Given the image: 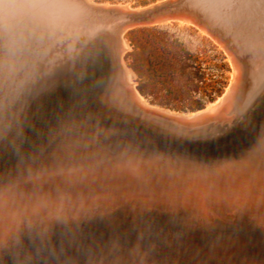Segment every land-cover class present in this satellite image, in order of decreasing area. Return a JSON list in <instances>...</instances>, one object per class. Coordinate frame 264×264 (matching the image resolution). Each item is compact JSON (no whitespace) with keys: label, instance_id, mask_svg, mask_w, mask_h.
I'll list each match as a JSON object with an SVG mask.
<instances>
[{"label":"bare ground","instance_id":"bare-ground-1","mask_svg":"<svg viewBox=\"0 0 264 264\" xmlns=\"http://www.w3.org/2000/svg\"><path fill=\"white\" fill-rule=\"evenodd\" d=\"M59 1L61 2V0ZM77 1L91 8L92 12L95 11L93 14H102L104 17L107 14V18H112L110 13L114 10L120 15L116 17L120 20L119 22L117 21L116 31L108 35V38L112 40L114 52L118 57L115 66L118 71L114 81V84L117 85V88L115 87L117 95L114 98L112 97L113 99L106 98L105 101L107 104H116L117 98L125 96V107H115L121 113H130V115L140 116L149 121H156L159 125L168 124L178 135L185 132L199 135L207 131L208 128L214 127L215 123L217 125L220 123L221 126H228L231 122L233 123L232 114L235 110L233 112L232 108L237 109L241 105H247V101L264 92L263 52H255L249 49V45L257 39L256 26L260 25L264 20V13L255 5L256 1L245 0V4L242 5V9L237 14L240 18L235 23L240 29L246 31L240 43L234 41L230 34L214 32V36L221 40L230 52L231 61L233 60L234 64L235 77L230 88H228L227 95L219 98L214 103H210L207 109L191 113L176 111L150 103L137 90L135 82L132 80L130 72L122 60V55L128 48L123 36L124 31L132 25L144 23L148 20L154 22L155 18L161 13L160 9L149 18L140 19L139 17L143 13L142 7L138 10L122 4L111 6L112 4H99L92 0ZM89 8L87 9L89 10ZM165 8H167L166 5ZM76 10L78 11V9ZM38 14L37 12V17ZM169 14L171 15V13ZM185 15L181 16L180 19L182 21L193 23L196 19ZM0 16L2 17V14ZM89 16L91 17V15ZM170 18L165 16L161 18V21L162 19L170 20ZM49 20L54 23L51 17ZM44 21L46 22V19ZM57 21L56 19V24L59 23ZM101 22L105 23L104 21ZM40 23L42 22L40 21ZM108 23L112 22L109 21ZM26 25L28 24L26 23ZM93 25L96 27V24ZM56 28L54 27V31L52 29L50 31L55 33ZM16 32L20 33V30ZM25 37L27 38L28 36ZM51 37L53 38L52 34ZM42 38H45V36ZM61 38H63V35ZM30 41L32 40H29V43ZM40 42L42 41L40 40ZM5 43L3 44L4 46ZM9 43L11 42L7 41L8 46L10 45ZM65 43L63 44L64 46ZM8 46L7 48H9ZM14 46L16 47L17 45ZM14 46L11 51L15 49ZM24 46H26V43ZM42 48L45 49V47ZM2 50L6 51L3 47ZM16 50L13 51V55L19 53ZM28 50L30 49L28 48ZM3 51L0 52L4 53ZM11 51L9 48L8 52L10 53ZM27 51L25 50L24 52L28 53ZM236 52L240 53L239 57L235 54ZM9 53H7V56ZM247 53H251V56L247 57ZM62 54L60 56L63 58ZM37 57L39 56H36L35 62L41 63ZM40 57L43 56L41 55ZM13 61L16 62L15 59ZM47 61L50 62V65L46 63ZM47 61L42 67L43 72L48 69L53 70L52 68L57 65L53 64V60H50V58ZM58 62L60 61L58 60ZM47 64L49 65L48 68ZM51 64L55 66L52 67ZM13 68L14 65H12ZM35 69L40 68H34V71ZM88 69L93 70L89 67ZM28 71L27 69L23 70V72L21 71L22 78L17 76L18 80L16 82L21 83L22 79H24L23 84H27L26 82L30 78ZM13 75L12 77L9 75L11 79ZM31 75L38 76L37 73ZM112 86L115 85L112 84ZM39 89V93L43 94L45 98L49 85L42 86ZM31 106L23 112L20 119L14 121V124H9V129L0 128L3 129L0 134V236L5 233L12 234L21 225V222H25L26 225L27 222L36 220L37 225H41L45 228V231L48 230L50 232L47 244L54 246L58 243L51 240L58 237L53 233L56 225H80L81 233L74 232L73 234L75 235L72 234L73 236H70L73 237L71 240L80 238L83 241L82 237H84L87 227H89L82 222L85 218L94 216L93 219L109 220L113 223L111 227L121 229L122 233H127L126 229L132 223L139 226L144 225V227L151 229L149 218L156 216L169 220L166 223H161L156 229L159 232H163L164 236L171 237L172 243L167 241L161 243L162 246L159 248L162 254H154L151 255L152 257L149 254L147 258L140 257L143 255V251L141 250L137 254L135 250L142 249L140 246L143 239L141 232L144 231L142 227L140 230L135 231L138 233L135 236L134 247L131 248L132 251L125 254L121 251L123 255L121 254V258L117 259L115 264H178L175 255L179 253L185 256L188 264H264V148L252 151L253 144L258 140L248 142L242 140L241 143H233L230 147L216 148L209 151V153L199 154L194 152L196 150L193 149L191 144L184 142V138L180 139L179 136H176L178 139L176 138V140L170 142L167 140L165 142L163 139V143L160 146L148 145L130 134L118 140L106 137L105 141L100 140L99 142V136H92L89 131H83L75 127L74 122L77 121L75 118L66 123L63 119L57 120L46 127L45 125L50 121L48 117L55 114L56 111L49 110L45 106L41 108H31ZM241 109L237 110V112L239 113ZM244 111L247 112L246 110ZM36 113L38 114V119H35L36 121L33 125L30 124L32 133L29 138L27 139L28 134L25 133L26 135L24 134L13 141V134L16 132L17 127L21 126L27 117ZM235 114L237 115V113ZM29 119L31 120V118ZM244 122L251 124V127L254 128L255 132L259 133V136L264 133V94L259 98L254 108L251 109L249 117L245 118ZM204 124L208 125L204 126ZM65 126L71 130L72 140L77 146V152L73 159H68L62 151V144L67 138V134L63 132ZM168 140H171V138ZM219 162H224L227 166L210 170V165ZM104 220L103 222H105ZM83 227L85 230L82 229ZM29 229L31 228L24 227L23 231L26 235ZM216 230L228 232L223 233V235L213 236V232ZM89 237H92V235ZM104 239L100 237L97 241L92 238L88 245L91 244L94 247L93 252L100 248L107 250L108 246L104 244L106 241ZM108 239L110 238L108 237ZM58 251L59 249L54 253L42 254V256L38 257L41 261H36H38V264H43V261L48 260L44 259L46 256L56 258ZM75 259L77 260V257ZM77 264L83 263L77 260ZM90 264H97L96 259L92 260Z\"/></svg>","mask_w":264,"mask_h":264},{"label":"rangeland","instance_id":"rangeland-1","mask_svg":"<svg viewBox=\"0 0 264 264\" xmlns=\"http://www.w3.org/2000/svg\"><path fill=\"white\" fill-rule=\"evenodd\" d=\"M92 1L99 4H112L111 6H113L114 4H122L139 10L141 8V5L150 4L156 0H126L128 2H124L125 0H98L102 2H96L95 0ZM255 1V5L258 6L259 10L264 13V0H253V2ZM58 2L57 0H0V15L2 14V17L0 16V33L3 34H0V51H3L2 47L6 49L5 52L3 51L5 54L0 52L2 59H4L2 61L0 56V128L3 127V129L6 130L9 129V124H14V121H16V119H20V117H22L23 112L26 109H29L31 105V108H41L45 106L49 110L56 111L55 114H52L48 117L50 121L45 125L46 127L49 126V124L55 123V121L57 120L63 119V121L66 123L68 121H72L75 118L77 119V121L74 122L75 127L80 128L83 131H89L92 136H99V139L97 138L99 142L100 140L105 141V139H107L106 136L111 138V131L114 130L112 129V127L110 128L106 126H95V123H97V121L92 122L91 119H89V121L91 122L86 123L87 116H95L97 108H101L104 111L106 110L107 112L118 116L126 123L137 118H143L140 116H135L133 114L130 115V113H121L115 109V107L118 106L125 107V96L117 98L116 104H107L105 101L106 98L111 99L112 97L114 98L117 95V91H115L117 85L114 84V81L116 72L118 71L116 69L117 67H115L116 61H118V57L114 52L112 40L108 38V35H111L112 32L116 31L115 27L120 21L116 17L119 14H117V11L113 10L111 11L112 13H110L112 18H107V14L106 17H104V15L102 14L99 15L98 13L93 14V12L95 11L92 12L91 8L86 7L85 4H83L82 2L80 3L77 0H61L62 4L59 0ZM243 4H245V0H170L168 3L165 4L167 8H165L164 5L163 10L161 9V13L156 17L158 19V22L155 18L154 22L148 20L147 22L128 27L123 33L124 39L128 44V48L124 51L122 55V60L125 67L129 70L130 76L135 82L137 90L152 104H162L164 106H167V108H174L173 110L176 109V111H188L185 113L197 112L199 110L207 109V106L210 103H214L218 101L219 98L223 97L224 95H227V92L229 90L228 88H230L232 81L235 77L234 64L233 60L231 61L230 52L225 47L224 43L219 40L216 36H214V32L218 31L221 33L225 32L227 34H230L233 37L234 41L240 43L246 31L240 29L235 23V21L240 18L239 15V17L237 16V14H239L238 12L242 9ZM136 6L139 7L137 8ZM74 7L78 9V11L81 10L79 11L80 15H77L78 11ZM87 8H89V10ZM86 11L88 13L90 12L91 14H88ZM37 12L39 13L38 17L36 16ZM169 13H171V15L174 14L175 16H171ZM183 14H186L185 16L191 17L192 19H196L193 23L190 21H182L180 18L181 16H184ZM89 15H91V17ZM83 16L86 17L83 18ZM165 16L172 18H170V20L162 19L161 21V18H164ZM50 17L52 18L55 24L51 20H49ZM76 17L78 20L76 19ZM44 19H46V22L44 21ZM56 19L59 21V23L57 21L58 24H56L55 22ZM100 20L104 21L105 23L103 24ZM3 21L8 23H5ZM40 21L42 23H40ZM109 21L113 23V26L112 23H108ZM26 23L28 25H26ZM45 24L47 25V27L50 26L49 28L52 27V31H54V27L56 28V26H58L55 29V33L57 30L59 33L57 32L55 34L54 32L50 31L51 29H47V27H45ZM62 24L63 26H61ZM93 24H96L97 28ZM61 27H63V30L61 29ZM90 27L92 30L90 29ZM262 27H264V20L261 22L260 25L256 26L255 33L257 35V39L251 45H249V49L251 51L254 50L255 52H263L262 54L264 56V43H262L260 39ZM38 28L39 30H37ZM87 28L91 31H88ZM19 30L20 33L16 32ZM18 33L21 35H19ZM51 34L53 38L51 37ZM5 35L7 38L5 37ZM62 35L63 38L60 39ZM25 36H28L29 38H26ZM44 36L45 38H47H42ZM11 39L13 40V42ZM28 39L32 41H30L29 43ZM40 40L42 42H40ZM1 41L4 43L6 42L5 46L3 45L4 43H2ZM7 41L11 42L9 43V46L7 44ZM25 43L27 47L24 46ZM64 43L65 46L63 45ZM103 43H106L108 45L110 60V63H108L111 68V77L106 87L100 86L94 89L89 88L96 81V83L100 82L96 77V79L94 78L95 80L91 82L90 77L92 74L90 73L95 72V68L90 66L89 63L91 62V60L93 61L92 56L96 47ZM14 45L17 46L15 47ZM7 46L10 48V51L13 46L15 47V49L9 53V48H7ZM42 47H45V49ZM22 48L24 49V51H27L28 48L30 50H28V53H26L23 51ZM16 49L19 51L20 54L17 53V55H15V53L13 55V51H15ZM17 50L16 52H18ZM29 52L31 55L29 54ZM7 53H9L8 56ZM18 54L20 55V57ZM35 54L36 56H39L37 57V59L41 61V63L35 62ZM61 54L63 58L60 56ZM41 55L43 57H40ZM246 56L250 57L251 53H247ZM16 57L19 58L18 61V58ZM23 57L28 59H20ZM46 57L48 59L50 58V60H53L52 63L57 65H53L55 66L54 68L51 64V66L53 67L51 68L53 70L48 69L47 71L43 72L42 67L44 66V63L48 60ZM14 59L16 62L13 61ZM58 60L60 62H58ZM19 62L23 63L20 64ZM46 63L50 65V62L47 61ZM192 63L197 66V73L190 66H188V64L190 65ZM48 64L47 68L49 67ZM12 65H14L13 69ZM33 67L40 69H35L34 71ZM88 67L93 69H89L91 71L90 73H86L85 69H88ZM25 68L27 69V71L30 70L28 71V76H30V78L26 82L27 84H23L24 79H22L21 83L16 82L18 80L17 76H21L23 70H26ZM17 70H19V72H17ZM32 72L37 73L38 76H32ZM9 75L11 77L13 75L12 79H15L12 80ZM92 76L94 77V75ZM111 83L115 86H112ZM47 85H49V90L47 91L48 95L46 94V97L44 98V95L39 93V88ZM108 87L112 88V91L106 93ZM113 94L114 96H112ZM209 94L211 96H209ZM263 94L260 93L253 97L252 100L250 99L249 101H247L248 104H244L245 107L241 105L237 109L232 108L233 112L235 110V112L233 113L235 116L232 114L233 123L231 122L228 126H221L220 123H218V125L217 123H215V128H208L209 130L207 129V131H204L202 132V134L200 133L199 135H192L188 132H185L184 134L180 133L178 135L177 132L170 125L161 124L163 125L161 126L157 124L158 122L156 121H149L148 119L144 118V120L151 122V124L156 126L157 128L160 127L164 130L167 129L168 132L166 130V134H163L164 136L158 135V137L157 135L152 136L150 133L138 131L135 135L136 137H133L141 140H145L146 137L147 139L150 138V140H155V137L159 140L160 138H162L160 141L158 140L159 142H162L163 139L164 141L167 140L170 142L176 140V138L179 136L180 139L184 138V142L191 144L193 149L196 150L194 152L198 154L205 152L209 153V151L216 148L223 149L224 147H230L233 143H241L242 140L246 142L259 140L261 137L264 136V133L259 136V133L255 132L254 128L251 127V124H249L248 122H244V120L245 118L247 119L249 117L251 109L254 108V105L258 103L259 98L262 97ZM239 109H241L240 111H242L243 114H241L242 112L240 111L239 113L237 112V110ZM2 110L4 111L2 112ZM244 110H246L247 112H245ZM235 113H237V115H240L237 117ZM36 114L27 117L26 121L21 126L17 127L16 132H14L13 134V141L23 136L25 133L28 134L27 139L29 138L32 133L31 125H33V123L38 119V114ZM29 118H31L32 122ZM236 118L237 120H235ZM258 120H260V118H258ZM207 125L208 124H204V126ZM125 127L127 128V126ZM128 127L130 128L128 130L132 131L133 126L128 125ZM3 129H0V134ZM27 131L29 132L27 133ZM166 137L168 139L171 138V140H168ZM230 141L232 142L230 143ZM93 217L85 218L82 220L84 224L89 226L87 227V231L84 234V237H82L83 241L80 238H75L74 240H71V238H73L71 236L75 235L73 234L74 232H77L78 234L81 233L80 225H56L57 228L56 226L54 227L55 229H53V233L55 234V236L58 237L52 238L51 240L56 241L58 243L54 246L47 244L43 253L37 252L38 239H33V235H36L37 238H39L41 232H46L45 235L48 239L50 237V232L48 230L45 231L44 227L37 224L34 226V228H31L29 229V231H27V235L23 231L21 243L24 249L36 252V256L34 258L30 256L26 259H28L29 261H31L32 259L39 260L38 257L42 256V254L46 255L54 253L57 249H60L61 245L68 246L67 242H70L72 249L74 250V256L77 257V260H79L83 264H90L92 260L95 259L97 264H115V261L121 258L120 256L122 252L123 254H125L130 253V251H132L131 248L134 247V240L136 238L135 236L138 233L135 231L140 230L142 227V229L144 230H142L143 232H141V236H143V239L141 241L142 243L140 246L142 249L135 250V253L137 254L141 252V250L143 251V255L140 257L147 258L149 254L150 257H152L151 255L161 253V249L159 247L162 246L161 243H163V241L172 243L171 237L168 238L164 236L165 234L163 232H159L156 229L160 226L161 223H166L167 221H169L164 217L152 216L151 218H149V224L151 225V229L149 227H144V225L139 226L138 224L132 223L129 228L126 229L127 233H122L121 229L111 227V224L113 223L109 220L105 221L104 219L99 218L93 219ZM103 220L105 222H103ZM82 229L85 230L84 227ZM226 232L228 231L216 230L213 232V236L221 234L223 235V233L225 234ZM90 235H92V237H89ZM93 235L105 238L104 241H106L104 242V244H107V250H103L100 248L93 252L94 247L91 246V244L88 245V242H90L92 238L97 241L100 238ZM108 237L110 239H108ZM114 244L118 245V248H114ZM44 259L48 260L43 261V264H52V262L56 258H49L48 256H46ZM175 259L177 260L178 264H188L187 259L182 253L175 255ZM8 264H12L10 259L8 261Z\"/></svg>","mask_w":264,"mask_h":264},{"label":"water","instance_id":"water-1","mask_svg":"<svg viewBox=\"0 0 264 264\" xmlns=\"http://www.w3.org/2000/svg\"><path fill=\"white\" fill-rule=\"evenodd\" d=\"M95 1L96 2H102V1H98V0H95ZM169 1L170 0H156L153 3L141 5V7H142L141 10L143 13H142V15H140L139 18L140 19L149 18L153 14L157 13L159 11V9L161 10L162 8H164V4L168 3ZM124 2H128V1L125 0ZM136 7H139V6H136ZM108 62H109L108 45L106 43L98 45L94 51V54H93V61H91L89 63V65L95 67V72H92V75H94V77L92 75L90 77L91 82H93L96 78H98V80L100 82L94 83L89 88H98L100 86L106 87L108 85V82H109L110 77H111V68H110ZM86 72L90 73L91 71L89 69H86ZM111 91H112V88L108 87L106 93L111 92ZM214 101H211V102H214ZM158 105L164 106L162 104H158ZM164 107H167V106H164ZM168 108H170V107H168ZM170 109H174V108H170ZM178 111H184V110H178ZM184 112H188V111H184ZM89 119H91L92 122L97 121V123H95V126H100V127L106 126V127H110V128L112 127V129H114V130L111 131L110 137L112 139L114 138V140H118L121 137H123L125 135H129V134L136 137L135 135L138 131H142L144 133H150L152 136L163 135L164 133H166V130L159 128V127L157 128L156 126L152 125L151 122L144 120V118H140V119L137 118V119H134L132 121L127 120L128 122L126 123L121 118H119L118 116H115V115L107 112L106 110L104 111L101 108L96 109L95 116H92V118L90 116H87V118H86L87 122L86 123L91 122V121H89ZM128 125L133 126L132 131L128 130V129H130L128 127ZM125 126H127V128ZM95 128H97V127H95ZM167 132H168V130H167ZM154 139L155 140H152V139L151 140H149V139L144 140L143 139L142 141H144L146 144L151 145V146L162 145V142H159L155 137H154Z\"/></svg>","mask_w":264,"mask_h":264},{"label":"clouds","instance_id":"clouds-1","mask_svg":"<svg viewBox=\"0 0 264 264\" xmlns=\"http://www.w3.org/2000/svg\"><path fill=\"white\" fill-rule=\"evenodd\" d=\"M37 224L36 220L21 222V225L12 234L5 233L0 236V264H8L9 259L12 264H23L27 257H35L36 252L24 249L21 243L24 227L34 228ZM33 239H38L37 252L43 253L47 246V236L41 232L39 238L33 235ZM31 264H38L35 259L31 260Z\"/></svg>","mask_w":264,"mask_h":264},{"label":"snow or ice","instance_id":"snow-or-ice-1","mask_svg":"<svg viewBox=\"0 0 264 264\" xmlns=\"http://www.w3.org/2000/svg\"><path fill=\"white\" fill-rule=\"evenodd\" d=\"M260 39L264 43V27L261 28ZM238 57L240 56L239 52L235 53ZM63 132L67 134L66 141L62 144L63 154L68 159H73L77 152V146L72 140V132L68 127L63 128ZM259 148H264V137H261L257 142L252 146V151H256ZM43 159V158H42ZM227 164L224 162H219L209 166L210 170H215L220 167H226ZM68 246L61 245L59 251L56 253V259L52 264H77V260L73 254V249L70 242H67ZM114 248H118V245L114 244ZM23 264H31V261L24 260Z\"/></svg>","mask_w":264,"mask_h":264},{"label":"trees","instance_id":"trees-1","mask_svg":"<svg viewBox=\"0 0 264 264\" xmlns=\"http://www.w3.org/2000/svg\"><path fill=\"white\" fill-rule=\"evenodd\" d=\"M136 1H139V0H136ZM188 66H190L194 71H196V73H197V66L196 65H194V63H192V64H188ZM209 96H211L210 94H209Z\"/></svg>","mask_w":264,"mask_h":264}]
</instances>
